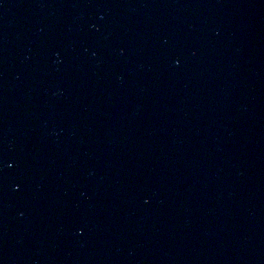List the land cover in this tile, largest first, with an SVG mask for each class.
Returning <instances> with one entry per match:
<instances>
[{
  "label": "water",
  "instance_id": "water-1",
  "mask_svg": "<svg viewBox=\"0 0 264 264\" xmlns=\"http://www.w3.org/2000/svg\"><path fill=\"white\" fill-rule=\"evenodd\" d=\"M0 264H264V0H0Z\"/></svg>",
  "mask_w": 264,
  "mask_h": 264
}]
</instances>
